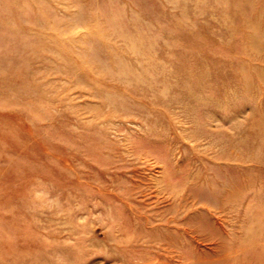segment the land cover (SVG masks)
<instances>
[{
    "label": "rangeland",
    "instance_id": "1",
    "mask_svg": "<svg viewBox=\"0 0 264 264\" xmlns=\"http://www.w3.org/2000/svg\"><path fill=\"white\" fill-rule=\"evenodd\" d=\"M0 264H264V0H0Z\"/></svg>",
    "mask_w": 264,
    "mask_h": 264
}]
</instances>
